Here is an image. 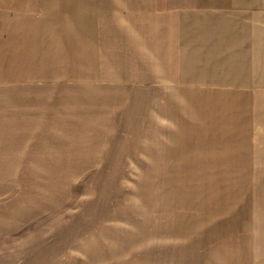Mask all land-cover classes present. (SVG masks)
Instances as JSON below:
<instances>
[{
  "label": "crops",
  "instance_id": "obj_1",
  "mask_svg": "<svg viewBox=\"0 0 264 264\" xmlns=\"http://www.w3.org/2000/svg\"><path fill=\"white\" fill-rule=\"evenodd\" d=\"M0 264H264V0H0Z\"/></svg>",
  "mask_w": 264,
  "mask_h": 264
},
{
  "label": "rangeland",
  "instance_id": "obj_2",
  "mask_svg": "<svg viewBox=\"0 0 264 264\" xmlns=\"http://www.w3.org/2000/svg\"><path fill=\"white\" fill-rule=\"evenodd\" d=\"M93 177L94 175L88 173L86 174L83 180L81 179L74 182H70V188L69 185L68 187L66 186L67 182H65V187H63V189H65L67 195L63 198L64 205L61 207V209L49 213H43L42 217L38 221L33 222L32 225L36 227L40 226L41 223L51 221L55 222L57 220V215L65 214L64 216L66 219L68 216L70 220H83L85 216L90 220H96L98 222L102 221L105 224L104 226L108 227V219H112L111 213H108V210L111 208V206H108V182L101 181L98 183V181H94L95 179H93ZM44 182L46 185V187L44 188L40 184V181H32V184L35 186L36 189L41 188L47 190H55L54 187H56L55 185H57L56 182ZM95 183L99 184L97 186V190L100 193L99 195L97 194L98 196L95 195ZM228 183L231 184V182ZM58 189L62 190V187H59ZM57 190L55 191V193L57 192ZM92 206L96 208L94 209V211H92ZM75 210H78V212H75ZM113 216V219H115L114 214ZM98 231L101 233L102 236H108V228L101 229Z\"/></svg>",
  "mask_w": 264,
  "mask_h": 264
}]
</instances>
